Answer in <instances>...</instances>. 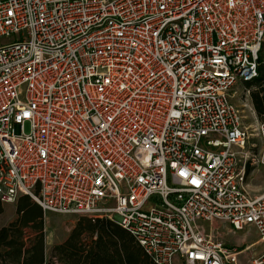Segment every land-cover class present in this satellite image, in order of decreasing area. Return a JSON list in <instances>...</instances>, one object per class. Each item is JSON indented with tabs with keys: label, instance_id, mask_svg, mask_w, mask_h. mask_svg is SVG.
Returning a JSON list of instances; mask_svg holds the SVG:
<instances>
[{
	"label": "built area",
	"instance_id": "built-area-1",
	"mask_svg": "<svg viewBox=\"0 0 264 264\" xmlns=\"http://www.w3.org/2000/svg\"><path fill=\"white\" fill-rule=\"evenodd\" d=\"M7 38L2 203L106 217L154 264H239L220 225L264 245V120L233 102L258 77L264 0H0Z\"/></svg>",
	"mask_w": 264,
	"mask_h": 264
},
{
	"label": "trees",
	"instance_id": "trees-1",
	"mask_svg": "<svg viewBox=\"0 0 264 264\" xmlns=\"http://www.w3.org/2000/svg\"><path fill=\"white\" fill-rule=\"evenodd\" d=\"M248 87L263 86L262 94L253 97L257 115L264 117V64L260 56L258 77ZM23 198L17 206L18 220L0 229V264H55L47 257L42 234V209ZM3 204L0 200V217ZM86 231L97 236L91 245L79 247L73 238L55 247L54 254L64 264H154L134 237L115 222L108 219L86 221ZM27 228L36 229L34 239L24 240ZM81 234V233H80ZM79 234V235H80ZM78 235V236H79Z\"/></svg>",
	"mask_w": 264,
	"mask_h": 264
},
{
	"label": "rangeland",
	"instance_id": "rangeland-1",
	"mask_svg": "<svg viewBox=\"0 0 264 264\" xmlns=\"http://www.w3.org/2000/svg\"><path fill=\"white\" fill-rule=\"evenodd\" d=\"M11 40L12 38L0 40V46L9 43ZM261 58L264 64V49L261 53ZM262 88L263 86L254 85L252 87H248L246 84H240L233 92V102L243 111L245 116L244 122L247 126L256 124L255 117L259 122L264 120V117L260 118L257 115L253 105L254 95L258 93L262 94ZM28 129L29 127L27 126L26 130L28 131ZM206 148L209 149L208 147ZM248 183V191L254 196L259 195L263 191L264 173L262 171L260 173L256 172L251 177V179H249ZM18 203H2L3 214L0 217V229L18 220ZM31 203L34 204L33 202ZM101 219H106V217H95V219H91L89 217H82L78 215L43 212L42 234L44 236L47 257L49 259H52L55 264H64L60 262V260H58V258L54 254L53 251L55 247L64 245L72 238V243L78 245L79 247L91 245L92 242L96 240L97 236L94 235V237H91L90 233L86 231V221L89 220L93 223L94 221ZM37 234L38 232L36 229L27 228L25 230L24 240L29 241L30 239H34L35 237H37ZM222 241L224 243H227L223 236Z\"/></svg>",
	"mask_w": 264,
	"mask_h": 264
},
{
	"label": "crops",
	"instance_id": "crops-1",
	"mask_svg": "<svg viewBox=\"0 0 264 264\" xmlns=\"http://www.w3.org/2000/svg\"><path fill=\"white\" fill-rule=\"evenodd\" d=\"M226 233H225V232ZM221 232V234H220ZM217 235L225 238L228 249L236 250L239 264H251L252 260L264 252V245L260 243L259 236L254 228H247L241 232H234L229 225H220Z\"/></svg>",
	"mask_w": 264,
	"mask_h": 264
}]
</instances>
